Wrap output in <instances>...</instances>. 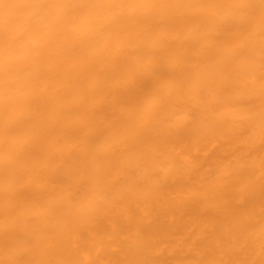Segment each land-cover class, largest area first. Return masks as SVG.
I'll return each instance as SVG.
<instances>
[{"label":"bare ground","instance_id":"obj_1","mask_svg":"<svg viewBox=\"0 0 264 264\" xmlns=\"http://www.w3.org/2000/svg\"><path fill=\"white\" fill-rule=\"evenodd\" d=\"M129 33L104 43L90 37L68 41L57 37L40 49L42 63L27 70L32 102L14 129L12 146L13 164L19 162L25 177L12 189L22 214L20 228L51 234L55 253L63 259L194 264L236 258L229 241L239 238L244 248L239 258L259 261L262 154L257 147L249 155L252 144L247 138L221 130L229 122L239 126L246 101L220 84L201 91L208 65L223 66L224 54L236 42L228 35L217 37L210 58L184 24L176 25L165 38L172 48H164L147 25L132 27ZM170 53L182 57L176 73L183 77L186 91L179 101L165 103L155 95L149 87L154 78L148 73H136V84L125 86L132 79L129 68L140 62L139 54L146 62L152 55ZM258 63L257 54V71ZM245 70L230 69L233 80ZM114 80L122 81L119 92L107 86ZM94 93L108 96V102L94 105L90 99ZM256 104L258 110V96ZM144 108L160 114L153 139L130 141L108 151V137L97 135L96 129L119 128L128 110ZM259 140L257 132L256 146ZM5 189L0 136V230Z\"/></svg>","mask_w":264,"mask_h":264},{"label":"snow or ice","instance_id":"obj_2","mask_svg":"<svg viewBox=\"0 0 264 264\" xmlns=\"http://www.w3.org/2000/svg\"><path fill=\"white\" fill-rule=\"evenodd\" d=\"M178 24H184L194 32L202 46L209 51L210 58L215 55L213 46L218 43L217 37L228 35L236 42L224 54L223 66L214 63L208 65V71L201 76V91H207L213 84H220L231 87L234 97L246 101V111L239 126L233 127L229 122L221 130L233 132L237 138H247L252 144L249 155L258 147L262 154L261 169L264 176V0H228L224 3L0 0V136L3 140L6 173L0 264H103L95 259L59 258L51 234L45 236L36 230L28 232L20 228L22 214L12 189L23 184L25 177L20 171L19 162L13 164L12 146L15 142L14 129L22 123L20 117L32 102L28 90L30 82L25 77L30 67L42 63L39 59L40 49L57 37H63L65 41L79 37L96 38L100 43L119 41L130 34V28L139 29L145 25L153 30L164 48H172L165 38L175 32ZM175 35L178 38L180 34ZM137 60L140 62L133 63L129 68L132 79L125 86L136 84V73H148L154 78L149 87L165 103L179 101L185 94L183 77L176 73V66L182 57L174 53L156 54L145 62L143 54H139ZM237 67H245L246 70L234 81L230 69ZM121 85L122 81L114 80L107 86L119 92ZM90 99L94 105L108 102V96L104 94L94 93ZM159 119L160 114L152 109L128 110L119 128H98L96 134L108 137V151L111 152L130 141L152 140ZM257 132L260 138L258 146L254 143ZM261 236L259 261L239 258L244 248L239 238H233L229 241V249L236 258L199 260L194 264H264V221ZM82 251H86V248ZM224 254L230 253L226 251ZM115 264L159 262L125 259Z\"/></svg>","mask_w":264,"mask_h":264}]
</instances>
